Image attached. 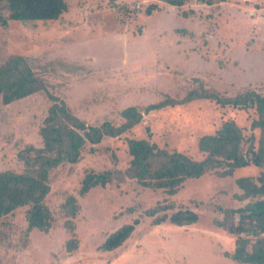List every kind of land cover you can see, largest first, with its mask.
Wrapping results in <instances>:
<instances>
[{
    "label": "rangeland",
    "instance_id": "374dc122",
    "mask_svg": "<svg viewBox=\"0 0 264 264\" xmlns=\"http://www.w3.org/2000/svg\"><path fill=\"white\" fill-rule=\"evenodd\" d=\"M155 1L67 0L68 9L58 19L0 24V63L11 55L25 57L47 93L64 100L87 124H119L121 110L130 105L143 113L128 131L105 136L94 150L87 145L77 163L50 172L45 203L53 220L47 232L27 228L24 207L0 219V264H240L226 255L235 237L212 219L220 213L218 206L243 205L234 197L235 177L256 176L264 165L240 167L227 177L207 172L186 179L172 195L127 176L78 194L88 171L126 169L130 137L200 158L198 138L231 119L256 144L253 107L195 99L148 113L143 109L166 95L182 97L197 86L194 78L222 95L245 89L264 94V0H189L181 8L158 1V8L145 14ZM50 103L45 92H36L0 104V170H22L33 148L41 147L38 128ZM69 194L80 208L73 219L79 245L71 252L64 247L70 233L62 208ZM157 202L172 205L168 214L192 209L198 220L153 225L143 211ZM134 217L140 222L122 245L99 249L109 233Z\"/></svg>",
    "mask_w": 264,
    "mask_h": 264
},
{
    "label": "trees",
    "instance_id": "16d2710c",
    "mask_svg": "<svg viewBox=\"0 0 264 264\" xmlns=\"http://www.w3.org/2000/svg\"><path fill=\"white\" fill-rule=\"evenodd\" d=\"M161 1L172 8H181L189 0H156L145 9V14L158 8ZM223 1V0H217ZM212 0H206V3ZM0 24L9 20L34 21L58 19L68 9L67 0H0ZM197 86L188 90L182 97L169 95L146 105L143 112L160 109L165 106L182 104L195 99H210L219 105L234 107H253L256 117L251 121V129H258L256 144L253 135L246 137L241 127L233 120L223 121L212 133L201 135L197 140L200 158H193L178 150L169 151L156 146L145 138H127L126 145L130 155L125 170L106 169L102 172L88 171L80 182L78 194L84 196L92 187L105 186L113 179L124 177L135 179L138 184L152 190H163L169 195L175 194L186 179L198 178L207 172L219 177L232 176L234 170L249 165H264V94L245 89L234 95H222L205 87L199 78H194ZM45 92L51 101L38 128L41 147L33 148L34 154L25 159L20 171L0 170V219L16 209L24 207L27 228L47 232L53 215L45 203L49 192L50 172L65 163H77L89 146L99 144L105 136L116 137L131 129L142 120L143 113L135 106L121 110L122 122L114 124L105 120L100 125H90L73 114L64 100L47 93L43 81L35 74L28 61L22 55H11L0 63V104H9L15 100ZM239 189L235 199L243 202L241 206L221 207L219 215L212 223L233 235L234 249L226 253L232 261L240 264H264V171L258 175L235 177ZM66 220L64 227L70 236L64 243L65 250L71 252L79 245L75 235L74 218L79 211L76 197L69 194L62 203ZM170 203L157 202L144 209L143 214L151 218L153 225L166 220L176 226L193 224L198 220L196 211L178 208L171 213ZM128 212L132 208H127ZM134 217L116 230L109 233L99 245L101 250H113L123 244L139 224Z\"/></svg>",
    "mask_w": 264,
    "mask_h": 264
},
{
    "label": "built area",
    "instance_id": "2783aa9c",
    "mask_svg": "<svg viewBox=\"0 0 264 264\" xmlns=\"http://www.w3.org/2000/svg\"><path fill=\"white\" fill-rule=\"evenodd\" d=\"M133 8H140V4L133 5Z\"/></svg>",
    "mask_w": 264,
    "mask_h": 264
}]
</instances>
